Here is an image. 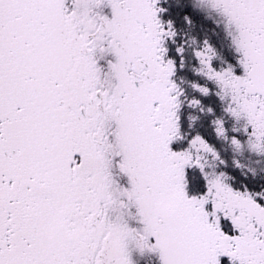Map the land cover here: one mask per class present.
Masks as SVG:
<instances>
[{
    "label": "snow or ice",
    "instance_id": "6c2138e0",
    "mask_svg": "<svg viewBox=\"0 0 264 264\" xmlns=\"http://www.w3.org/2000/svg\"><path fill=\"white\" fill-rule=\"evenodd\" d=\"M0 264H264V0H0Z\"/></svg>",
    "mask_w": 264,
    "mask_h": 264
}]
</instances>
